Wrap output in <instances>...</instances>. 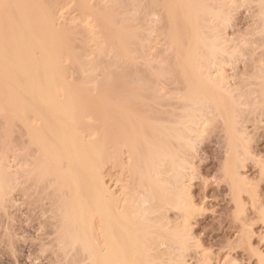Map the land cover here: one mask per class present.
I'll use <instances>...</instances> for the list:
<instances>
[{
	"label": "bare ground",
	"instance_id": "bare-ground-1",
	"mask_svg": "<svg viewBox=\"0 0 264 264\" xmlns=\"http://www.w3.org/2000/svg\"><path fill=\"white\" fill-rule=\"evenodd\" d=\"M59 1L0 0V79L3 80L0 84V119H5L9 126L12 121L16 124L18 121L28 135L26 144H31L15 147L22 149L21 153L17 152L20 161L17 162L20 173L16 170L18 167L14 169L17 175L9 169L12 166L6 159L8 152L3 154L4 147L2 150L0 147V157L7 162L4 164L2 159L0 162V194L6 196L8 184L15 187L13 178L21 182L19 174L26 182L31 178L39 181V178L47 177L55 187L53 194L58 193L52 199L60 201L58 206L55 200L52 201L60 211L54 208L59 212L55 214L61 216L59 226L63 224V228L58 226L61 231L58 230L57 238L63 241L58 245L66 243V248L76 245L74 248L79 250L76 254H83L82 262L87 260V264H189L187 254L202 247L192 231L193 220L203 208L194 200L191 191L195 159L204 135L215 127L221 128L225 140V157L221 175L217 178L229 185L237 216L247 209L244 192L249 193L257 208L256 183L243 168H246V161L256 155L247 123L252 120L251 115L259 122L264 119V0H241V5L239 0H234L241 7L247 5V9H253L249 8L254 16L250 31L242 35L240 44L234 47L230 44L234 39L230 41L232 38L226 37L224 30L219 31L218 24V30L213 24L214 21L223 25V22H230L228 19L233 11L225 6L226 1ZM121 1L127 5L131 3V12L128 11L131 17L125 22L128 26L121 25L126 19L128 21L127 10L122 11ZM236 2L235 6L238 5ZM65 3L67 8L72 3L68 10L71 12L74 7L77 15L67 10L64 13L65 6L60 8L59 5ZM56 7L64 9L58 10L63 18L57 16ZM115 7L119 9L118 14ZM123 7L126 9V5ZM111 9L117 15L115 18L110 16ZM65 14L72 16L68 18ZM119 14L125 15L121 16L123 22ZM117 17L121 19L119 22ZM113 21L129 28L119 27L120 34L119 29L111 25ZM98 35L104 36L102 40L128 61L121 60L131 66L119 59L114 61L113 56V61L116 64L120 61L127 70L114 72L116 67L113 71L112 58L109 57L112 64L107 58L109 64L103 62L104 55L97 60L96 49L92 48L90 53H94L96 62L91 63L93 56L90 54L87 58L86 52L90 50L89 45L94 46L89 44L91 39H99L98 46ZM159 35L167 47L157 49L164 48L167 54L154 48ZM73 40H80L82 44ZM106 44L101 47H108ZM75 46H79V50ZM241 57L245 69L238 79L236 76L234 79L225 66H232ZM139 61L146 64L147 67L142 64L143 69L146 68L144 71L142 68L137 70L141 65ZM66 62L72 65H68L71 69ZM98 63L101 67L99 65L100 70L98 68L96 72L101 73L100 78L96 77L94 68L97 70ZM87 64L92 67L87 69ZM69 72L73 74L74 82L78 77L83 84L90 73L91 81L99 80L102 84L105 81L106 86L104 88L97 81L99 84L94 86L95 83L87 78L84 86L93 87L86 91L87 88L85 95L75 88L80 80L75 85L69 80ZM80 74L84 75V80ZM167 75L172 77L171 81L173 79L170 83H175L169 86L173 89L165 88L174 93L173 101L170 97L169 101L165 99L164 86L159 84L160 80L168 83ZM163 77L166 80L163 81ZM94 87L101 89L95 88L90 95L89 91H94ZM171 92H167L168 96ZM14 122L13 129L16 128ZM2 127L0 135L3 130H8L5 129L7 126ZM9 131H4L0 138L6 139L7 132L10 136ZM17 131L19 133V128ZM11 135L16 137L13 131ZM18 137H21L20 133ZM31 149L36 152H33V158ZM17 155L15 152L14 156ZM108 164L121 169L119 190L116 189L119 180L115 182V189L108 183V174H105ZM260 177L264 178V166ZM257 210L264 219V207ZM171 211H175V219H172ZM252 249L258 253L259 264H264V252L256 247ZM206 253L199 258L198 264H212Z\"/></svg>",
	"mask_w": 264,
	"mask_h": 264
},
{
	"label": "rangeland",
	"instance_id": "rangeland-1",
	"mask_svg": "<svg viewBox=\"0 0 264 264\" xmlns=\"http://www.w3.org/2000/svg\"><path fill=\"white\" fill-rule=\"evenodd\" d=\"M92 1H93V3L96 2V0L95 1L91 0V2ZM100 1L102 2L103 0H100ZM122 1H121V3H122ZM220 1H222L223 3L226 1L225 6H227V8H229L228 10L231 9L233 11V14L231 15V17L229 15L230 18L228 20H230V22L226 20L228 23L223 22L224 25L222 23H218V22L216 23L215 21L214 22L212 21L213 24H215L214 28H216L218 30V28H219L218 26H220L221 29L219 28V31H221V30H222L221 32L225 31L226 37L230 36L229 39L232 38V39H230V41L234 39V43H231L229 41L230 44L231 45L234 44L233 47L237 46L238 43L240 44V42H241V41L239 42V40H242L241 36L244 35L246 32L250 31L249 27L250 28L252 27L251 26L252 22H253L252 20L254 18L253 12H251L249 10L250 7L247 9V7H248L247 5H245V6L243 5L242 7L239 6L238 3L241 2V0H239V1L237 0L238 3L234 0H232L233 2L229 1V0H220ZM228 1L231 3H229ZM60 2H62V0L59 1V3ZM104 2H106V0H104ZM123 2L128 3L127 0H124ZM235 2L238 5L235 6ZM116 3H117V1H116ZM124 3H122V11L127 10L126 13L128 14L129 12H131L130 11L131 5H129L131 3H129L128 5H127V3L126 4H124ZM232 3L234 4V7H232V5H233ZM61 4L59 5L60 8L65 6V8H64L65 10L64 9L59 10L60 8L56 7L57 8L56 12H58L57 13L58 17L63 18L64 15L61 14V12L63 10H64L63 11L64 13H67V11L69 12L70 10H68V8H70L72 3H71V5L68 4V8L66 6V3L64 5H61ZM118 4H120V1ZM241 4H242V2L240 3V5ZM124 5H126V9H125V7H123ZM228 5H231V6L228 7ZM127 6H130V7L127 8ZM72 8H73V9H71L72 11L69 12L70 14L75 12L74 11L75 8L74 7H72ZM118 8H119V6H118ZM118 8H116V10H114L117 14H118V10H119ZM58 10L61 12H59ZM111 10L109 11V13L113 12V10L112 11ZM251 10H253V9H251ZM115 12H113L114 15H112L113 13L110 14V16H113L112 18H115L117 16L115 14ZM119 13H122L121 10ZM126 13H124V14H126ZM74 14H76V12ZM124 14L123 15L119 14V15H120V17L121 16L123 17V16H125ZM130 14L127 15L128 17L126 16L128 18V21L126 19V21L123 22L124 19L121 17L122 22H123V23H121V25L129 24V23L125 24V22H129V19L131 17V16H129ZM65 15L68 16V14H65ZM70 17L68 16V18H70ZM120 17L119 18L117 17V19H116V20H118L117 22H119ZM59 19L61 20V18H59ZM90 19H91V17H90ZM208 23H209V20H208ZM216 24H218V26ZM111 25L114 28L116 27V30L119 29V30H117L118 32H120L122 28H125L126 30H127V28H129V27H127L128 25L127 26H121L120 24H118L114 21ZM221 25H223V26H221ZM119 27H121V29ZM223 27H224V29H222ZM125 29H123L122 31L123 32L126 31ZM216 29H214V31ZM160 32L162 33V31H160ZM120 34H122V33L120 32ZM124 34H125V32H124ZM155 34L156 33H154L153 35H155ZM157 34H160V33L158 32ZM163 35H165V33H163L162 36ZM162 36L161 35L158 36L159 41L156 42V44L157 43L158 44H157V46L154 45L155 50H158L159 52H162L164 50V48L167 47L166 46L167 44L164 41V38ZM98 37L100 38V41H99L100 43L97 46V42L99 40ZM98 37H97L98 40H92V39L90 40L89 44L91 43L94 46L91 47L89 45L90 48H88V49H90V50L86 52L88 54L87 55V58H88V56L90 57V54L92 55V53H90V51H92V49L93 50L96 49L95 55L97 53V55H96L97 58H96V56H94V53H93V55H92L93 60H92V57H91V59L89 58L91 60V63H93V61L96 62V60H94L95 58L97 60H101L102 55H104V58H102V59H104L103 62H106L105 58L109 59V62H110V58H112L111 61H113L115 58L116 59L114 61H116L117 59H119L121 61L124 58V57L122 58L121 56H119V54L117 55L115 49L113 48L114 49V51H113L112 47L107 45L105 43L104 39L102 40V38H104V36L98 35ZM124 38H125V35H124ZM124 38L122 39V42H123V46L125 47L126 41L124 40ZM155 38H157V36ZM69 39H71V38H69ZM69 39L67 41H69ZM152 40H154V39H152ZM156 40H154V42ZM76 41L79 42L80 40H76ZM76 41H74V42H76ZM70 42H72V41H70ZM74 42H73V46H74ZM78 42H76V44ZM95 42H96V45H95ZM154 42H151V45L154 44ZM79 43H81V42H79ZM71 44H70V46H71ZM81 44H80V46H81ZM101 44H106V46H108V47L105 48V46H104V48H103V45L101 47ZM231 45H229V46L232 48ZM78 47H76L77 50H79ZM162 47H164L163 50L157 49V48L161 49ZM100 48H103V50ZM107 48L109 49V51ZM98 49H99V51H98ZM100 50H102V51H100ZM165 50H164V53L167 54ZM105 51H106V53H105ZM110 51H111V53H110ZM158 51H156V53H159ZM99 53H102V54H99ZM107 54H108V56H107ZM105 55H106V57H105ZM98 56H100V57H98ZM113 56H115L114 59H113ZM65 59L67 60V62L70 61V63H71V60H68L67 58H65ZM123 60L127 61L125 59H123ZM235 60H237V59H235ZM114 61H113V63H115V64H112L110 62L113 65V66L111 65L112 68L113 67L117 68V69L115 68V71H114V68L113 69L111 68L114 72L127 70V69H123L125 67L123 64H125L126 66L130 65V64L129 65L126 64L128 61L126 63L124 61L123 62L121 61L123 64L120 61L118 62V64H116V62H114ZM100 62H102V61H100ZM103 62L101 64L102 67H103ZM109 62H108V64H109ZM237 62H238V64H237ZM237 62L236 61L233 62L234 64L232 63L233 64L232 66L229 64H227L228 66H225V69H227L226 71H228L229 75H231L232 78H234V79H236V78L238 79L239 74L242 73L243 72L242 70L245 69L244 62L242 61V57ZM74 63L76 64V62H72V64H74ZM91 63H90V65H91ZM140 63H141V65L139 66L138 64H140ZM140 63L137 64V66H139L137 68V70L139 68L140 69L142 68L141 70L144 71L146 68L145 69H143V68L147 67V66H146V64H143V62H140ZM64 64H65V62H64ZM95 64H97V63H95ZM142 64L144 65V67L142 66ZM66 65L67 66L69 65L70 67L72 66L69 63H67ZM90 65H88L87 69H89V67H92ZM99 65H100V63H98V65H97V70H96V67H94L95 73L98 72ZM101 65H100V67H101ZM137 66L135 65L134 67H137ZM74 67H76V66H74ZM105 69H102L103 72L106 71ZM140 69H139V71H140ZM69 70L67 69V71H69ZM93 70H92V73H93ZM99 70H100V68H99ZM113 71L109 72V70H108V72L110 74L113 73ZM74 72H76V70ZM87 72H89V70H87ZM70 73L71 72H69V74H67L68 77L70 76L69 80L74 85L76 83H78V86L76 85L75 88H78L80 90V92L85 93V95L88 94V92H85V90L88 88V86H87V88H86V86H84L85 82H88V81H90L91 83L93 82V83H95L94 86H96V83L99 82V80L98 81L96 80L97 82L96 81L94 82V80L91 81V79L88 77L91 74L87 73V77L85 79L87 80V78H89L90 80L89 79H88V81L85 80L84 83L82 84L81 79H78V77H77V75H79V74H77V75H75V77H77V80H80L81 82L79 81L80 82L79 83V82H76L77 80H75V82H76L75 83L74 78H73L74 76H72L73 74L70 75ZM97 74L98 75L96 77H98L101 73H97ZM71 76H72V78H71ZM81 76H80V78H81ZM83 76H82V80H84ZM94 76H95V74H94ZM107 76H108V74H107ZM167 76H168V78H170V79L167 78L168 83H166V81H164V79L166 80V78L163 77L162 79L165 83H163L162 80H160L159 84L164 86L162 92L164 93V91H165V93H164V95L166 96L165 99L166 100L168 99L167 101H169V97H170V99L173 101L174 97H172V96L174 93L171 91H167L166 89L170 85L174 86L175 83H174V85L171 84V83H173L172 82L173 79L171 81L172 77H169L170 75H167ZM171 76H173V75H171ZM235 76H236V78H235ZM92 77H93V74H92ZM96 77H94V78H96ZM104 77H105V74H104ZM104 77H103V79H104ZM99 78H100V76H99ZM173 78H174V76H173ZM101 79H102V76H101ZM105 79L107 80V78H105ZM169 80L171 81V83ZM1 82L3 83L2 79H0V84H1ZM104 82L105 81H103V84L101 82H99V83H100V85H104L103 87L105 88L106 82L105 83ZM99 83H97V84H99ZM86 84L88 85V83H86ZM177 84H176V88H177ZM83 86H84V88H83ZM92 87L93 86H91L89 88H92ZM89 88L86 91H88ZM95 88L96 87H94V89H93L94 91H91V93L89 91L90 95L95 92ZM96 89L98 91V89H101V87H97ZM171 89H173V87L168 88V90H171ZM167 92L169 94H170V92H171V94L172 93L173 94L171 96H168L169 94ZM174 92H176V91H174ZM172 101H170V102H172ZM251 116L252 117H250V119H252V120H250L247 123V126H248L249 132H251L250 133V136L252 138L251 144L253 147V151H255V154H256L255 157L257 156V158L255 159V157H251L250 159H248L246 161V168H243V172L245 174L249 175L252 179H254V182L256 183L257 196H258L256 199V202H257L256 204H257V208L261 210L264 207V206L262 207V205H264V178L260 177L261 167L264 166V164L262 163L264 161V119H263L264 116H262L263 118H261V119H263V122L260 121L261 123L258 121L259 119L255 120V117L253 115H251ZM253 117H254V120L256 121L255 123L253 122ZM3 118H5V117H3ZM4 120L5 119L2 120V118L0 119V124H1L0 125V131L3 128L2 126H4V127L7 126V128L5 127V129H8L9 125H6V123H5L6 120L5 121ZM1 121L3 123H1ZM257 121L259 123H257ZM13 122L14 121H12V124H13ZM17 123L18 124H16L14 122V124L16 125L15 129L12 128L13 126L11 124L9 126V129L11 128L10 131H9V129L2 131V135H4V131L5 132L9 131L11 133L13 131V135L16 136L15 138H13L11 133L9 134L10 136H8V132H7V135L5 134V137H6V139H7V137H9V138L11 137L10 139L13 140L14 142H11L10 139L8 138L7 139V140H9V143H8V141L6 139L3 138V140H2V138H0V140L3 141V142L0 141L2 143V145L0 146L1 150L3 149V147L5 150L3 152V154L8 152L6 155L7 156L6 159H7V162H9L8 165L10 164V166H12V167L9 166L10 171H13L14 169H16L19 166L17 164V162L19 160V157L17 154L21 153L22 149L18 150V148H15L16 145H17V147L22 148L21 145H23V143L25 145L29 144V143L26 144L27 139H29V138H27L28 135L24 133L22 128H20L21 124H19L18 121H17ZM257 124H258V126H257ZM17 127L20 130L19 133H20L21 137H18L19 133L17 131L18 130ZM209 133H207L208 135L206 134V136L204 135V137H203V138H205V139H203L204 142H202L199 145L198 155L195 159V161H196L195 167L196 168H195V172H194V177L191 181L192 182L191 191H192V195L194 197V200L196 202H199L198 204L201 203L203 206L202 210L200 211L201 214L199 212L198 216H196V219L193 220V230H192L194 232V234L196 236H198L200 242L202 243V247H200L198 250L197 249L191 250L190 251L191 255H189L190 253H188L186 256L187 257L186 259L188 260L189 264H198L199 258L202 256V254L204 252L207 251L209 257L212 259L211 260L212 264H259V259H258V255H257L258 253L256 254V252H254V250L252 248L254 247V249H255V247H256V250H257V248H259V250L264 252V219H262L263 217L259 215L260 213H258L257 208L255 209L254 202H253V200H251L248 192L247 193L244 192V194H243V199H244V202L246 203V205L244 204V207L247 209H246V211L244 210V212L242 214H240V216H242L244 213L245 214L242 217L237 216V214H236V202L232 199V195L230 192L229 185L223 179L217 178V175H218V177L221 175V167L223 164V159L225 157L224 133L222 132L221 128L218 126L215 127L214 129H212L211 132L209 131ZM0 134H1V132H0ZM2 135H0V136L2 137ZM26 135H27V137H26ZM23 137H24V139L21 140V138H23ZM15 139L17 140L16 142H15ZM19 139L22 141V142H20V146H18L19 145L18 142L20 141ZM5 142H7V143H5ZM13 143H18V144L14 145ZM8 145H10L11 147L14 145L13 146L14 149L13 148H12L13 150L11 149L13 152L10 151L11 147H9ZM29 145L31 146V144H29ZM25 147H27V146H25ZM6 148H9V149L6 150ZM32 149H35V151H36V147H33ZM32 149H31V151H32ZM14 151L16 152L17 157L14 156V154H15ZM35 151H32V153H30V155H32L33 152H35ZM1 152H0V154H1ZM3 154L1 156H4ZM37 154H38V152H37ZM14 157H15V160H14ZM31 157L33 158V155ZM32 158H30V159H32ZM1 159L5 160L4 157L3 158L0 157V162L2 161ZM3 162H6V160ZM7 162L4 164H7ZM18 163H20V161ZM108 165H107L108 167H106L107 173H105L106 175L108 174L106 176V178L109 181L108 180L107 181H108L109 185H111L114 189H115V186L117 185L116 189L119 190L118 189L120 186L119 184L122 183V180H119V179H122V176L120 175V174H122V173H120L121 169H118L119 167L112 168L113 166H110L111 164H108ZM0 166H2V165L0 164ZM16 170H18V172H19V167ZM16 170H14V171H16ZM13 174H15V173H13ZM17 174L18 173L16 171V175ZM20 175L21 174H19V178L17 176H15V177H17L18 180L20 179L21 182H18L17 179H16V181H14L13 179H15V178H13L12 181L14 182L15 187L13 188L12 186H14V185L10 184V186L12 187V190H11V188L8 184L9 187L6 186L7 187L6 196H2L5 193L0 194V264H74V263L75 264H82L83 262H84L83 264H85V262L87 260H84L82 262V259H84L82 256L83 254L82 255L80 253L79 254L77 253L78 255L76 254V252H79V250L76 251V249L74 248L76 245L70 246L67 248H66V246H68V245L66 243H65L66 245L63 243V245H65L64 247H63V245L60 246L61 245L60 243H59L60 245H58V242H60V241H61V243L63 242L61 240V238H60V241L58 240L59 238H57L58 234L60 233L59 231H61L60 228H63V224H61L62 227L59 226L60 225L59 223H62L61 219L59 218L60 215L58 216V214L57 215L55 214V213L60 212L59 209H56V206L60 205V204H58V202L60 203V201H56L54 199L57 202V205L55 206V204H54L55 201L52 198H53V196L57 197L58 193H56V195H54L55 192H53V190L55 187L54 186L52 187V182L48 181L46 179L47 177L46 178L44 177L43 179L39 178L38 179L39 181L36 180L37 178H35V179L28 178L30 180L27 179L29 182H26V180H23L26 178L23 176L24 178L21 177L22 178L21 179ZM11 178H10V180H11ZM44 179H46V180H44ZM50 179L51 178H49V180ZM22 180L25 182H23ZM118 180H119V182H118ZM12 181H9V183L10 182L12 183ZM45 181L47 182V184ZM17 182H18V184H17ZM48 182H51V183H48ZM115 182L116 183L118 182V183L116 184ZM21 184H23V185H21ZM49 184H51V185H49ZM48 185H49V187H47ZM8 189H10V190H8ZM9 191H11V193ZM5 197H6V199H4ZM1 198H3L4 200H2ZM67 198H69V196ZM57 200H60V197ZM52 201H54V202H52ZM54 208L56 211L58 210L59 212H55ZM175 214H176L175 211L170 212L172 219L176 218ZM58 219L60 222L57 221ZM62 221H64V219H62ZM58 226L60 227L59 228L60 230L58 229ZM78 246L76 248H78ZM67 249H68V251H67ZM80 252H82V251H80ZM72 253H73V255H72ZM73 256H74V258H73ZM76 257H77V259H76ZM86 264H87V262H86Z\"/></svg>",
	"mask_w": 264,
	"mask_h": 264
}]
</instances>
